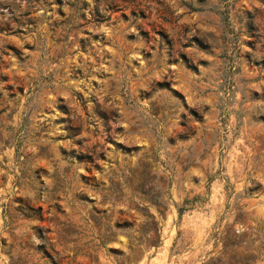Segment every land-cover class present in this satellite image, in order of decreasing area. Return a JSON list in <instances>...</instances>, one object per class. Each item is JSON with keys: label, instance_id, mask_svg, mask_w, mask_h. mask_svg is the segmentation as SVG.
Returning <instances> with one entry per match:
<instances>
[{"label": "rangeland", "instance_id": "rangeland-1", "mask_svg": "<svg viewBox=\"0 0 264 264\" xmlns=\"http://www.w3.org/2000/svg\"><path fill=\"white\" fill-rule=\"evenodd\" d=\"M0 264H264V0H0Z\"/></svg>", "mask_w": 264, "mask_h": 264}]
</instances>
